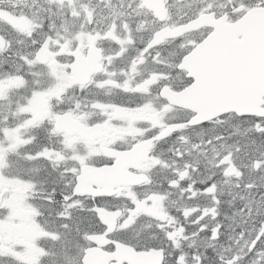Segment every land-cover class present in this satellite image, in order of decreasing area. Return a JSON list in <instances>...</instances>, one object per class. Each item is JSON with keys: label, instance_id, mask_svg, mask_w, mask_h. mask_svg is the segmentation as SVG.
<instances>
[{"label": "snow or ice", "instance_id": "snow-or-ice-1", "mask_svg": "<svg viewBox=\"0 0 264 264\" xmlns=\"http://www.w3.org/2000/svg\"><path fill=\"white\" fill-rule=\"evenodd\" d=\"M0 264H264V0H0Z\"/></svg>", "mask_w": 264, "mask_h": 264}]
</instances>
